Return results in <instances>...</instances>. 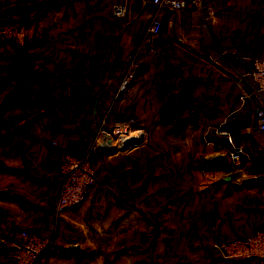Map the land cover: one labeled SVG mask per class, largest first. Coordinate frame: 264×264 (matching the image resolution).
<instances>
[{"label":"crops","instance_id":"1","mask_svg":"<svg viewBox=\"0 0 264 264\" xmlns=\"http://www.w3.org/2000/svg\"><path fill=\"white\" fill-rule=\"evenodd\" d=\"M115 3L136 15L121 29L109 20ZM205 4V17L179 14L151 34L150 0L0 2L9 19L18 18L16 8L28 9L49 29L32 84L45 77L39 89L46 105L39 101L31 125L0 134V163L17 167H0V188L8 189L0 196V226L13 215L9 237L26 228L50 235L37 264H256L225 258L214 243L264 226V154L246 133L255 115L232 66L238 54L255 58L264 50V0ZM134 61L136 78L121 88ZM168 62L177 84L200 77L216 94L211 113L178 140L161 123L158 88ZM101 117L108 125L92 133ZM128 117L135 119L130 133L113 132ZM222 129L247 135L237 143L256 155L254 164L250 156L232 163ZM52 140L89 156L97 170L84 202L59 214L60 154ZM38 171L42 179L33 182ZM8 249L0 242V264H8Z\"/></svg>","mask_w":264,"mask_h":264},{"label":"built area","instance_id":"2","mask_svg":"<svg viewBox=\"0 0 264 264\" xmlns=\"http://www.w3.org/2000/svg\"><path fill=\"white\" fill-rule=\"evenodd\" d=\"M5 1V0H2ZM41 1V0H35ZM155 5V10L148 14L150 24L148 30L151 34L162 31L164 21H172L177 15L199 14L205 17L208 9L205 0H150ZM136 15L123 3L113 5V14L110 21L119 22L121 29L127 22L134 19ZM232 66L237 72L238 83H243L240 97L249 100L257 117V126L254 124L246 127L258 149L264 154V50L255 58H247L238 54L237 63ZM139 63L134 61L133 66L127 70L121 83V88H126L135 78ZM135 122L133 117H128L114 123L111 127L117 134H128ZM108 125L107 119L101 117L93 120L89 126L92 133H96L101 127ZM76 129V123L72 125V131ZM221 132L233 142L232 135L225 129ZM60 154L59 179L57 182V201L55 212L61 213L65 210L78 206L90 194L97 178V170L89 156L66 151L63 145L52 140ZM95 146L93 145V148ZM244 146L240 145L238 150H231L229 155L232 163L240 164L243 161ZM41 171H38L33 182L42 179ZM14 216L7 218L5 224L0 226V242L8 247V264H37L42 253L50 244V235L42 230L26 228L14 237L7 234L6 225L12 222ZM214 246L229 259H256V264H264V226H259L244 234L234 235L228 238H219Z\"/></svg>","mask_w":264,"mask_h":264},{"label":"rangeland","instance_id":"3","mask_svg":"<svg viewBox=\"0 0 264 264\" xmlns=\"http://www.w3.org/2000/svg\"><path fill=\"white\" fill-rule=\"evenodd\" d=\"M20 9L16 8V11H20L19 16L22 15L21 11L28 10ZM31 17L30 23L21 24L9 19L6 11H0V105L2 106L0 107V134L17 132L31 125L29 123L32 117L40 112L39 101L46 103V98L40 97L45 94L39 89L45 85V77H39L36 85L32 86L36 76L31 78V75L35 70L36 74L38 72L37 59L42 58L49 50V29L39 24L38 16ZM23 45H25L26 54L20 53ZM12 91H14L13 94ZM4 102L8 104L6 109H3ZM253 120L250 114L248 123L252 125ZM8 167L17 169L16 166L3 165L1 170L9 169Z\"/></svg>","mask_w":264,"mask_h":264},{"label":"trees","instance_id":"4","mask_svg":"<svg viewBox=\"0 0 264 264\" xmlns=\"http://www.w3.org/2000/svg\"><path fill=\"white\" fill-rule=\"evenodd\" d=\"M21 13L23 14L24 11ZM32 47L34 49L33 45ZM20 53H27L25 50V45L21 47ZM167 65L168 67L165 74V80L158 88V95L161 99V123L166 135L171 140H178L184 136L189 125L195 124L200 120L203 113H211L214 107L213 105L216 94L209 90V82L206 79L200 77H187L185 80L177 84L175 82L176 69L170 62H168ZM35 76L36 70L33 71L31 78H34ZM13 92L14 91L11 93L13 94ZM15 92H17V90H15ZM11 93L9 95H11ZM4 103L1 104L3 105V109H6L8 104L6 102ZM0 107L2 106L0 105ZM244 136L247 135L240 134L236 136V138L233 137V142H229L231 145V150H238L240 148V145L237 143V138ZM249 136L251 137V135ZM243 150V160L250 156V158L253 159L254 164L256 155L253 154L251 150H247V147H244ZM3 165L5 167L7 166L4 163H1V166ZM251 168L253 171H257V168H255L254 165H252ZM7 170L14 172L17 169L15 167H10Z\"/></svg>","mask_w":264,"mask_h":264},{"label":"water","instance_id":"5","mask_svg":"<svg viewBox=\"0 0 264 264\" xmlns=\"http://www.w3.org/2000/svg\"><path fill=\"white\" fill-rule=\"evenodd\" d=\"M32 20L30 12H25L21 16L15 19L16 22L21 24H28ZM253 124L256 127L257 126V117L254 116ZM247 134H250L249 131L246 132ZM8 195V189L6 188H0V196H6Z\"/></svg>","mask_w":264,"mask_h":264}]
</instances>
